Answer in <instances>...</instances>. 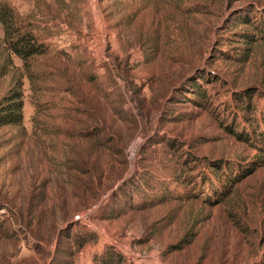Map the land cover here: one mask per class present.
Listing matches in <instances>:
<instances>
[{"label":"rangeland","instance_id":"obj_1","mask_svg":"<svg viewBox=\"0 0 264 264\" xmlns=\"http://www.w3.org/2000/svg\"><path fill=\"white\" fill-rule=\"evenodd\" d=\"M0 3V264H264V0Z\"/></svg>","mask_w":264,"mask_h":264},{"label":"trees","instance_id":"obj_2","mask_svg":"<svg viewBox=\"0 0 264 264\" xmlns=\"http://www.w3.org/2000/svg\"><path fill=\"white\" fill-rule=\"evenodd\" d=\"M0 24L3 28L4 48L23 63L35 58L46 56L50 53V47L38 40L32 30V25L27 23L9 4L0 3ZM248 51V50H246ZM9 71L0 69V77ZM0 103V127L20 126L23 124L24 93L22 82H16ZM240 138L248 140L247 135L240 134ZM261 145L256 148L264 153V132L258 134ZM113 252H107L104 264H113ZM117 258H120L116 255Z\"/></svg>","mask_w":264,"mask_h":264}]
</instances>
